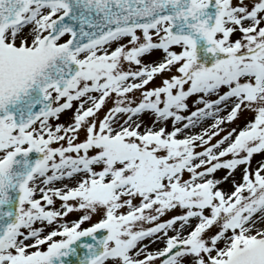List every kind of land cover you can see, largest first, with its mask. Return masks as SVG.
<instances>
[{"label":"snow or ice","instance_id":"obj_1","mask_svg":"<svg viewBox=\"0 0 264 264\" xmlns=\"http://www.w3.org/2000/svg\"><path fill=\"white\" fill-rule=\"evenodd\" d=\"M0 264H264V0H0Z\"/></svg>","mask_w":264,"mask_h":264}]
</instances>
